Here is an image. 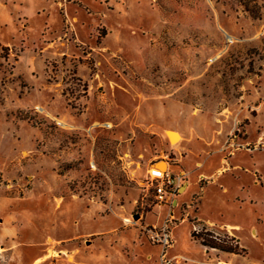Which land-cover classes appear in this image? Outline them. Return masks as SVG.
Returning a JSON list of instances; mask_svg holds the SVG:
<instances>
[{"label": "rangeland", "instance_id": "374dc122", "mask_svg": "<svg viewBox=\"0 0 264 264\" xmlns=\"http://www.w3.org/2000/svg\"><path fill=\"white\" fill-rule=\"evenodd\" d=\"M164 226L264 264V0H0V264H163Z\"/></svg>", "mask_w": 264, "mask_h": 264}, {"label": "built area", "instance_id": "2783aa9c", "mask_svg": "<svg viewBox=\"0 0 264 264\" xmlns=\"http://www.w3.org/2000/svg\"><path fill=\"white\" fill-rule=\"evenodd\" d=\"M37 111H41V109L37 108ZM56 125L63 129L66 128V125L60 121H56ZM165 165V169L153 168V166H149L144 178L146 189H152L154 198L158 205H166L168 203L172 205L173 199L177 195V191L185 177L183 173H171L169 171L168 163H165ZM123 222L125 224L132 223L128 219L123 220ZM151 238L161 249V262L163 264H169V262L163 261V256L166 250L172 245L170 231L164 226L159 232L154 230L152 232Z\"/></svg>", "mask_w": 264, "mask_h": 264}, {"label": "trees", "instance_id": "16d2710c", "mask_svg": "<svg viewBox=\"0 0 264 264\" xmlns=\"http://www.w3.org/2000/svg\"><path fill=\"white\" fill-rule=\"evenodd\" d=\"M200 234L199 233H191V237L195 240H198L202 247L209 248L212 250H216L219 252L235 254V251H236L235 246L232 247L230 245V247H229L227 245H223L222 243L220 244V243L216 242L215 239L214 240L213 239L207 240L206 239L207 236H205L204 234H201V235Z\"/></svg>", "mask_w": 264, "mask_h": 264}, {"label": "bare ground", "instance_id": "6f19581e", "mask_svg": "<svg viewBox=\"0 0 264 264\" xmlns=\"http://www.w3.org/2000/svg\"><path fill=\"white\" fill-rule=\"evenodd\" d=\"M168 134H169V136L171 138V141L178 142L180 140V136H179L178 133H176V132H169ZM165 167H166V165H164V169H165Z\"/></svg>", "mask_w": 264, "mask_h": 264}, {"label": "crops", "instance_id": "0c3cea01", "mask_svg": "<svg viewBox=\"0 0 264 264\" xmlns=\"http://www.w3.org/2000/svg\"><path fill=\"white\" fill-rule=\"evenodd\" d=\"M159 164V163H158ZM160 164H164L165 165V162H160ZM149 165H150V163H149ZM149 165L147 166V169L149 168ZM147 169H146V171H147ZM170 171V170H169ZM171 172V171H170ZM172 173V172H171ZM183 186H185L186 187V184L185 183H183L180 187H179V189H178V191H177V194H179V191L181 190V188L183 187ZM174 202L175 201H173V204H174ZM164 206H166V205H159V207H164ZM1 249H3V248H1V246H0V250ZM4 250V249H3ZM210 250H212V249H210ZM221 254H226V255H228L227 253H224V252H221Z\"/></svg>", "mask_w": 264, "mask_h": 264}, {"label": "water", "instance_id": "95a60500", "mask_svg": "<svg viewBox=\"0 0 264 264\" xmlns=\"http://www.w3.org/2000/svg\"><path fill=\"white\" fill-rule=\"evenodd\" d=\"M169 132H171V131H169ZM168 141L171 142V138H170L169 134H168Z\"/></svg>", "mask_w": 264, "mask_h": 264}]
</instances>
